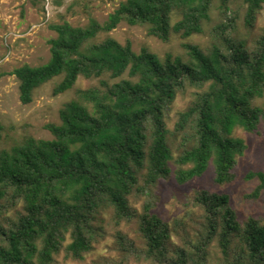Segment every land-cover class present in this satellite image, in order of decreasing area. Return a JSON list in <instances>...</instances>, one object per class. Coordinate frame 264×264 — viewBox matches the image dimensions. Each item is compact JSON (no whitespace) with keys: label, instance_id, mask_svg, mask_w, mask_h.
<instances>
[{"label":"trees","instance_id":"trees-1","mask_svg":"<svg viewBox=\"0 0 264 264\" xmlns=\"http://www.w3.org/2000/svg\"><path fill=\"white\" fill-rule=\"evenodd\" d=\"M233 1L125 0L103 22L91 17L84 26L50 25L57 36L50 39L49 61L13 71L20 99L32 103L36 90L57 77L54 95L75 89L76 97L61 107L60 123L46 125L53 138L26 133L0 149V264H55L62 250L83 261L106 232L109 211L117 224L137 223L146 258L159 264H210L215 240L222 264H264V222L241 221L227 193L195 191L192 200L204 220L196 238L184 219L172 225L150 201L141 211L132 203L162 179L186 184L211 164L216 183H232L247 149L236 128L252 133L264 127V32L252 42L234 37L240 12ZM244 1L252 30L264 0ZM216 4L222 19L206 49L186 41L185 54L162 58L110 35L126 22L147 26L150 36L165 42L187 40L205 33ZM80 78L96 83L78 87ZM189 89L194 99L171 129L168 113ZM4 130L0 123V141ZM246 177L259 179L247 196L258 198L264 171ZM174 233H180L179 245ZM115 236L128 249L127 234L117 230Z\"/></svg>","mask_w":264,"mask_h":264},{"label":"rangeland","instance_id":"rangeland-1","mask_svg":"<svg viewBox=\"0 0 264 264\" xmlns=\"http://www.w3.org/2000/svg\"><path fill=\"white\" fill-rule=\"evenodd\" d=\"M122 1L125 0H0V123L5 128L0 149L10 147L26 133L37 138H53L46 125L60 123L61 107L76 97L75 89L54 95L53 89L61 80V77H57L36 90L32 103L23 104L20 99V81L13 71L24 64L40 65L49 61L50 39L57 36L50 25L68 21L73 25L84 26L91 17L103 22ZM232 7L240 12L238 29L232 34L234 37H243L252 42L264 32V9L259 14L255 27L249 30L244 19L247 8L245 1L234 0ZM221 19L216 4L212 10L211 21L206 23L205 33L187 40L174 36L170 42H165L150 36L147 26H131L126 22H122L110 35L123 44L130 40L137 52L147 46L164 58L168 52L185 54L182 43L186 41L208 48L214 41L212 27ZM106 35L102 34L99 38ZM94 83L96 81L80 78L77 86L88 87ZM194 92L195 89H189L176 98L167 119L171 129L176 125L178 113L185 110L194 99ZM234 135L243 138L247 144L244 155L239 157L235 181L225 185L216 183L214 167L211 164L203 176L186 184H179L173 176L149 186L145 194L133 197L135 208L141 211L144 204L150 201L153 211L172 225L176 220H185L184 228L196 238L202 232L204 220L203 210L195 205L192 198L196 190L207 189L229 194L241 221L255 217L264 222V190L258 198L247 197L254 192L260 181L258 178L246 177L251 171H264V127L261 126L259 131L252 133L237 127ZM105 217L106 232L99 236L94 250L87 254L85 260H75L62 250L56 256L55 264H159L146 258L136 222L122 221L117 224L112 219L111 211ZM117 230L127 234L130 241L128 249L117 243ZM173 242L177 245L182 242L180 233H174ZM209 252L210 264L224 262L217 240L211 245Z\"/></svg>","mask_w":264,"mask_h":264}]
</instances>
